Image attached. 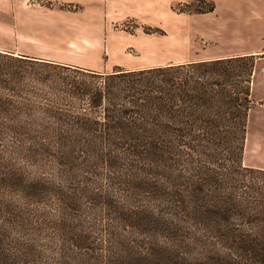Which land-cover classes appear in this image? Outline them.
<instances>
[{"label": "rangeland", "instance_id": "1", "mask_svg": "<svg viewBox=\"0 0 264 264\" xmlns=\"http://www.w3.org/2000/svg\"><path fill=\"white\" fill-rule=\"evenodd\" d=\"M243 56L255 70L242 166L264 169V0H0V123L34 114L50 126L49 113L90 112L74 87L117 69ZM234 64L241 80L246 63ZM10 129L0 130V264H264L173 218L159 175L147 176L149 188L129 161L83 157L62 178ZM38 181L49 190L29 199Z\"/></svg>", "mask_w": 264, "mask_h": 264}, {"label": "trees", "instance_id": "2", "mask_svg": "<svg viewBox=\"0 0 264 264\" xmlns=\"http://www.w3.org/2000/svg\"><path fill=\"white\" fill-rule=\"evenodd\" d=\"M240 61L246 71L232 79L229 67ZM254 70L253 56L117 69L99 75L101 85L74 87L76 104L89 102L90 112L49 113L50 126L28 114L13 119L20 126L0 123V130L10 129L34 154L50 155L62 178L83 157L110 168L129 161L149 188L147 176L159 175L173 218L235 256L264 259V183L236 177L238 170L264 176V169L242 166ZM29 187V199L49 190L41 181ZM65 205L63 199L59 210Z\"/></svg>", "mask_w": 264, "mask_h": 264}]
</instances>
